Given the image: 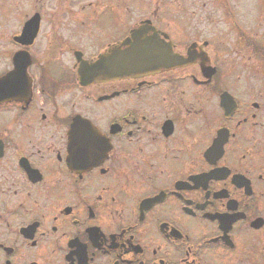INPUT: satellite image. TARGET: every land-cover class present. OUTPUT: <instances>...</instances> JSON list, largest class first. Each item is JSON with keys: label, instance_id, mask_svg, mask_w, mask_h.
<instances>
[{"label": "flooded vegetation", "instance_id": "1", "mask_svg": "<svg viewBox=\"0 0 264 264\" xmlns=\"http://www.w3.org/2000/svg\"><path fill=\"white\" fill-rule=\"evenodd\" d=\"M141 1L0 0V264H264V0ZM145 20L181 63L80 82Z\"/></svg>", "mask_w": 264, "mask_h": 264}, {"label": "water", "instance_id": "2", "mask_svg": "<svg viewBox=\"0 0 264 264\" xmlns=\"http://www.w3.org/2000/svg\"><path fill=\"white\" fill-rule=\"evenodd\" d=\"M148 22L146 20L144 25L131 30L129 36L110 46L94 62L83 61L78 70L82 83L149 74L181 63V57L173 53L169 44L162 43L158 31ZM3 80H0V86Z\"/></svg>", "mask_w": 264, "mask_h": 264}, {"label": "rangeland", "instance_id": "3", "mask_svg": "<svg viewBox=\"0 0 264 264\" xmlns=\"http://www.w3.org/2000/svg\"><path fill=\"white\" fill-rule=\"evenodd\" d=\"M146 2V0H144ZM134 5H138L139 8L143 1L141 0H134ZM159 9L158 14H160L161 19H165L167 21L172 20H185L189 19L190 21H199L203 20L208 23L207 29H211L212 19H202V15L198 12L200 7L198 6H191L188 2H180V0H159L158 2ZM128 10L124 8L123 10V34L125 35L128 27L131 26L135 21L139 18L144 16H148L150 14L151 9L155 8L154 6L147 5L141 9H134L132 5H127ZM235 14L237 16V22L243 26V15H244V4L243 0H235L234 7H233ZM128 12V13H127ZM201 17V18H200ZM214 16H212L213 18ZM215 18V17H214Z\"/></svg>", "mask_w": 264, "mask_h": 264}]
</instances>
